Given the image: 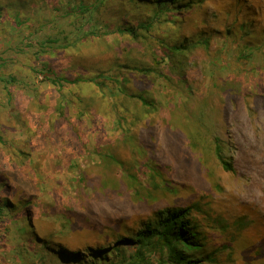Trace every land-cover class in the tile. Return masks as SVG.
Masks as SVG:
<instances>
[{"label": "rangeland", "instance_id": "374dc122", "mask_svg": "<svg viewBox=\"0 0 264 264\" xmlns=\"http://www.w3.org/2000/svg\"><path fill=\"white\" fill-rule=\"evenodd\" d=\"M126 27L142 35V50L186 45L184 75L136 74L151 62L116 31ZM49 69L59 83L45 78ZM102 72L119 79L126 124L116 121L112 85L97 86ZM227 81L247 97H225ZM215 82V96L203 98ZM202 103L219 113L216 126L200 118ZM217 139L235 171L217 161ZM1 175L26 194L22 205L0 187L14 208L0 212V264H69L57 252L64 243L83 253L113 245L111 264H124L134 250L116 242L169 207L192 208L214 259L204 264H264V0H0ZM143 251L151 264L169 254Z\"/></svg>", "mask_w": 264, "mask_h": 264}, {"label": "trees", "instance_id": "16d2710c", "mask_svg": "<svg viewBox=\"0 0 264 264\" xmlns=\"http://www.w3.org/2000/svg\"><path fill=\"white\" fill-rule=\"evenodd\" d=\"M184 0H169V4L173 3H179L183 4ZM157 6L161 7L160 2H156ZM168 5L164 4L163 6ZM179 6H177V9ZM83 9V4L81 6L73 7L72 12H78ZM141 27L145 28V30L148 31V34L152 36L150 29L148 27H145L141 24ZM136 27H126L124 29H118L116 30L119 35H121L122 38L127 39L128 42H134V46L137 50V52H142L145 58H149L151 65L148 66L150 68H139L137 66H134L133 70L135 73L142 75L145 78H150L151 74H156L157 76H163L164 74H169V71L172 73L178 74V75H184L183 73V67L182 63L183 60L180 57L181 52L187 47L186 45H171L164 41H161L159 45H151V50L146 51L141 49V38L142 35H138L135 31ZM115 31H113L114 33ZM207 43V41H205ZM132 43H129V45L132 46ZM130 47V46H129ZM131 49H129L130 51ZM149 50V49H148ZM129 61V60H128ZM126 60V62H128ZM118 64H122L118 63ZM166 67V70L164 69ZM102 80L100 82H97V86L103 90V87L108 88V86L111 84L113 89H110L111 96L116 99V102L112 105L118 107L117 112L115 114H118V118L116 119L119 124H126V119L123 115V111L119 108V105L117 104V101L120 99L118 98L116 91V83H118L119 79L109 78L104 75V72L101 74ZM181 77V76H180ZM45 78H47L49 81L53 83H59L60 80H62V77L52 69H49V72L45 75ZM125 78V77H124ZM126 79V78H125ZM151 79V78H150ZM168 79V78H167ZM66 81L68 83H77L80 82L79 79L71 80L67 79ZM88 82H93V79H87ZM184 81V80H181ZM110 82V83H109ZM215 85L209 86L205 89H202V96L205 97H211L213 98L215 96L214 89H218V84L216 82ZM186 89L187 95H186V103L185 105L191 103L195 100L197 88H196V82L187 84ZM128 91L129 87H125ZM199 88V87H198ZM147 89V88H146ZM223 91L224 96L227 98H246L247 97V91L243 89L241 86H236L235 88L231 86L228 81L223 83ZM131 96L132 93H131ZM140 97V96H139ZM194 98V99H193ZM226 98V99H227ZM124 101V100H122ZM142 101L144 104H146L145 99L142 98ZM230 101V100H229ZM188 102V103H187ZM181 103V102H180ZM148 105H154V103L149 102ZM181 107H184L182 105ZM199 108L202 109L200 111L201 116L200 118H210L211 120L214 119L215 123L213 124L216 126V123L219 119V113L216 110H213V114L209 115L205 114V110H207V104L202 103L199 105ZM204 110V111H203ZM214 126L210 125L211 128H214ZM205 127V126H204ZM208 129V130H207ZM207 129L203 128L201 129L203 136L210 132L209 126ZM74 134V140L75 142L79 141L81 142V136L79 135L78 131H76V128L73 127L72 129ZM115 138H121L120 136H115ZM204 142V140H200V142ZM194 143L192 145V150L196 152L195 150L199 151V147H201V144ZM198 148V149H197ZM202 148V147H201ZM223 147L219 139L215 140L214 145V154L217 159V161L220 163L222 168L227 171H235L234 164L231 160L226 159L223 155ZM113 162L119 164L121 169L123 171H128V164L125 162H121L119 159H116L115 157L111 158ZM10 176L1 175L0 176V187H2L3 192H9L11 194H14L15 198L17 199L19 204H24V198L23 196L26 194L25 190L22 189L21 186L17 185L16 179L12 178ZM13 203L7 198L6 200L0 199V212H2L5 208L9 210H13L14 208L12 206ZM23 210V209H22ZM192 208L191 207H169L167 209L159 211L154 220L147 223L145 229H140L138 231H129L126 230V233L120 237V239L116 242L119 244V246H132L133 252L128 255L126 253V258L122 261L124 264H151L148 262V258L146 256V253L143 251V248L150 246L153 253L157 252H164L166 249L169 251L168 256H164L163 260L160 261V264H204L206 262H214V259L211 258L210 255L204 254V233L200 231L197 227V225L194 223L192 219ZM23 214H26L24 217L25 220H27L28 224L32 227L34 226V220L30 214H27V212L24 210ZM27 228V227H25ZM28 229V228H27ZM31 233V232H29ZM38 236L34 235V239L36 241H39ZM111 248H115L113 245L110 247H93L89 246L85 252L89 253V256L86 257V253L77 250L74 251L69 248L68 243H64L61 245L57 252L61 255V257L68 262L69 264H84L85 262H88L90 264H111L112 257L109 254V251ZM120 248V247H116ZM119 250V249H118ZM122 251V250H121ZM121 253V252H119ZM85 259L84 262L81 260ZM159 264V263H158Z\"/></svg>", "mask_w": 264, "mask_h": 264}]
</instances>
